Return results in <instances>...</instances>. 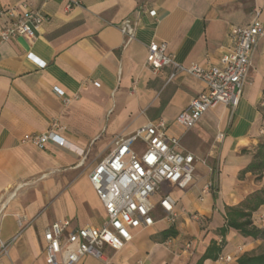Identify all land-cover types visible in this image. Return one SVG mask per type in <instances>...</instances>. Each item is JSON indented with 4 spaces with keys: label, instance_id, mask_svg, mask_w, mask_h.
Masks as SVG:
<instances>
[{
    "label": "crops",
    "instance_id": "obj_1",
    "mask_svg": "<svg viewBox=\"0 0 264 264\" xmlns=\"http://www.w3.org/2000/svg\"><path fill=\"white\" fill-rule=\"evenodd\" d=\"M67 1L0 0L8 11L0 29L26 8L47 17L35 38L0 41V245L18 234L0 264H48L43 233L54 222L68 220L66 231L102 226L106 214L89 172L116 136L160 118L166 134L195 158L186 188L162 185L160 194L175 200V223L157 210L155 223L131 229L121 249L104 246V258L85 255L77 264H198L213 243L219 252L199 264H236L262 253L264 239L220 229L225 207L264 185V173L257 179L243 172L264 141V35L254 45L238 105L218 103L190 128L177 116L204 84L184 72L169 79L172 66L154 74L146 56L152 40H163L179 65H220L231 26L249 25L256 12L264 26V0H77L71 9ZM124 19L133 23L131 39L119 29ZM53 121L66 146L47 142L39 149L23 141ZM251 218L264 227V204Z\"/></svg>",
    "mask_w": 264,
    "mask_h": 264
},
{
    "label": "built area",
    "instance_id": "obj_2",
    "mask_svg": "<svg viewBox=\"0 0 264 264\" xmlns=\"http://www.w3.org/2000/svg\"><path fill=\"white\" fill-rule=\"evenodd\" d=\"M77 0L66 2V8L77 5ZM8 11L0 9V15ZM155 15L154 10L149 12ZM47 17L39 11L26 8L16 20L0 29V41L16 37L33 39ZM119 29L127 39L134 36V26L130 19H124ZM264 35V26L258 12L247 26L229 28L230 45L220 58V65L203 68L198 64L184 67L174 62L168 51L167 42L152 40L147 46L146 63L154 74L165 66H172L169 79L177 72L189 74L204 84V90L194 96L188 107L177 116V121L186 128L195 125L202 114L218 103L235 108L246 82L251 55L257 39ZM32 57V54L28 55ZM54 92L63 96L57 87ZM65 102L69 100L64 99ZM264 109V95L259 100ZM62 127L53 121L49 129L38 134H27L24 142L43 149L47 142L66 146L65 139L57 132ZM166 122L157 119L127 135L113 139L112 149L103 156L88 174L89 181L101 201L106 218L102 226L81 227L66 231L69 221L54 222L44 230L45 260L48 264H77L81 257L90 255L104 258V246L121 249L131 241V229L149 227L155 223L154 213L161 210L162 218L169 225L176 221L175 200L170 194H160L164 183L186 188L193 179L195 158L185 152L178 137L168 136ZM263 133V131H261ZM139 142L141 145L136 146ZM160 194L157 202L152 197ZM18 235V234H17ZM10 241L2 242L0 254L7 253ZM220 260L229 261V256Z\"/></svg>",
    "mask_w": 264,
    "mask_h": 264
},
{
    "label": "trees",
    "instance_id": "obj_3",
    "mask_svg": "<svg viewBox=\"0 0 264 264\" xmlns=\"http://www.w3.org/2000/svg\"><path fill=\"white\" fill-rule=\"evenodd\" d=\"M250 171L257 174L260 179L264 173V141L260 143L253 155V159L243 172ZM264 204V185L250 193L244 200L236 206L225 207V225L220 229V233H225L228 228L236 229L243 236H251L253 238L264 239V227L259 228L252 222V213ZM172 233V229H168L165 235ZM219 247L215 243L209 246L207 254L202 259L209 257L212 251L219 252ZM216 256V254H215ZM214 256V257H215ZM236 264H264V251L257 255H243Z\"/></svg>",
    "mask_w": 264,
    "mask_h": 264
},
{
    "label": "rangeland",
    "instance_id": "obj_4",
    "mask_svg": "<svg viewBox=\"0 0 264 264\" xmlns=\"http://www.w3.org/2000/svg\"><path fill=\"white\" fill-rule=\"evenodd\" d=\"M155 199H156V198L153 197V198H152V201H154Z\"/></svg>",
    "mask_w": 264,
    "mask_h": 264
}]
</instances>
